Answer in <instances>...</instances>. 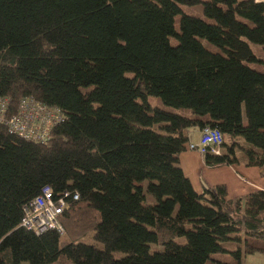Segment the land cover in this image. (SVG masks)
I'll use <instances>...</instances> for the list:
<instances>
[{
  "label": "trees",
  "instance_id": "obj_1",
  "mask_svg": "<svg viewBox=\"0 0 264 264\" xmlns=\"http://www.w3.org/2000/svg\"><path fill=\"white\" fill-rule=\"evenodd\" d=\"M197 5L206 20L181 10ZM250 44L264 55L260 0H0V98L9 114L28 97L62 117L43 144L0 124V264L264 257V190L197 192L179 165L188 132L210 128L223 142L203 155L208 167L237 163L239 150L264 177V73L251 66L264 60ZM45 188L67 208L61 233L37 236L21 222Z\"/></svg>",
  "mask_w": 264,
  "mask_h": 264
},
{
  "label": "built area",
  "instance_id": "obj_2",
  "mask_svg": "<svg viewBox=\"0 0 264 264\" xmlns=\"http://www.w3.org/2000/svg\"><path fill=\"white\" fill-rule=\"evenodd\" d=\"M9 104L7 98H0V124H3L11 134L25 141L46 143L50 139L53 127L62 119L57 108L48 107L28 97L19 101L15 113L9 114ZM222 142L223 136L218 130L206 128L201 131L198 143H189L187 150L196 151L201 156L207 153L219 156ZM77 199L76 194L72 196L73 201ZM66 208L64 198L54 200L50 189L45 188L31 206L24 209L21 227L37 236L49 230L61 233L62 228L58 219Z\"/></svg>",
  "mask_w": 264,
  "mask_h": 264
},
{
  "label": "crops",
  "instance_id": "obj_3",
  "mask_svg": "<svg viewBox=\"0 0 264 264\" xmlns=\"http://www.w3.org/2000/svg\"><path fill=\"white\" fill-rule=\"evenodd\" d=\"M200 135L201 131L198 129L188 132L189 143H198ZM239 157L237 163L229 166L208 167L204 157L198 152L186 150L179 157V165L197 192L202 191L203 185L209 187L223 185L227 191V198L236 200L264 190L263 170L246 166L245 160ZM244 264H264V257L247 256Z\"/></svg>",
  "mask_w": 264,
  "mask_h": 264
},
{
  "label": "rangeland",
  "instance_id": "obj_4",
  "mask_svg": "<svg viewBox=\"0 0 264 264\" xmlns=\"http://www.w3.org/2000/svg\"><path fill=\"white\" fill-rule=\"evenodd\" d=\"M181 10L186 15L194 16V17L206 20L205 16L203 15L202 5H197V6H194V7L181 6ZM179 20H180V15L175 17L174 25H175V30L177 32L179 31ZM169 41H170V44L172 46H176L177 45V40L175 38H170ZM203 44L210 51H217V48H215L214 46L210 45L209 43L203 41ZM250 45H251L253 53L257 57L263 58V60H264V55H263L262 48L260 46H258V45H252V44H250ZM251 66H254L256 68V70H259L260 72L264 73V64L263 65H253L252 64ZM149 103H150L151 106L164 108L163 104L161 103V101L158 98H150L149 99ZM222 152H223V150H222ZM236 155H237V157L240 156L239 159H242V158L244 159V156L242 155L241 151L236 150ZM146 185H147V182H144V188H146ZM154 202H155V200L153 199V197H151L148 194H145L144 204L152 205V204H154ZM86 242L89 243L90 240L86 239ZM178 242L182 243L183 239H179ZM90 243H93V242L91 241ZM224 245H226V248H228L230 250H232L234 248L233 244L226 243ZM97 246L99 248H102V246L100 244H97ZM160 250H161V248L156 246V245H152L151 246V252H156V251H160ZM211 259L219 260L221 262H226V263L227 262L229 263V262L232 261V257L229 256L228 254H214V255L211 256ZM207 264H212V262L209 261V262H207Z\"/></svg>",
  "mask_w": 264,
  "mask_h": 264
},
{
  "label": "bare ground",
  "instance_id": "obj_5",
  "mask_svg": "<svg viewBox=\"0 0 264 264\" xmlns=\"http://www.w3.org/2000/svg\"><path fill=\"white\" fill-rule=\"evenodd\" d=\"M30 142V141H29ZM31 142H33V141H31ZM33 143H35V142H33Z\"/></svg>",
  "mask_w": 264,
  "mask_h": 264
}]
</instances>
